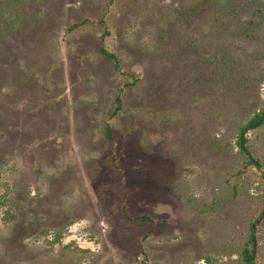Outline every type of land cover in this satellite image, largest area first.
<instances>
[{
    "label": "rangeland",
    "instance_id": "1",
    "mask_svg": "<svg viewBox=\"0 0 264 264\" xmlns=\"http://www.w3.org/2000/svg\"><path fill=\"white\" fill-rule=\"evenodd\" d=\"M263 110L264 0H0V264H264Z\"/></svg>",
    "mask_w": 264,
    "mask_h": 264
},
{
    "label": "trees",
    "instance_id": "2",
    "mask_svg": "<svg viewBox=\"0 0 264 264\" xmlns=\"http://www.w3.org/2000/svg\"><path fill=\"white\" fill-rule=\"evenodd\" d=\"M101 53L104 56L114 60L115 68H119L118 61H117L118 59L114 54H111L110 52L106 51L105 48L103 47L101 48ZM119 107H121V103H120V106L117 107V109H119ZM263 124H264V110L261 113H257L245 126L241 128L239 141H238V145L240 146L241 151L246 153L248 157L250 158L248 163H254L258 167H260L259 161L254 159L251 156L250 151L247 147V132L249 130L257 129ZM107 134L111 137L112 132L109 127L107 128ZM260 221H261V218H258L254 222V224L251 225V234H250L251 248L247 247L244 250V261L245 262L243 264H255V255H256V232L255 231H256L257 224Z\"/></svg>",
    "mask_w": 264,
    "mask_h": 264
}]
</instances>
